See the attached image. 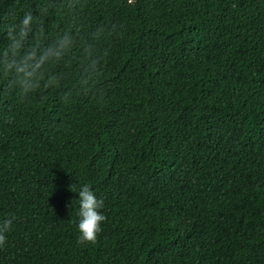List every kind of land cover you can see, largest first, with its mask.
<instances>
[{"label":"trees","instance_id":"16d2710c","mask_svg":"<svg viewBox=\"0 0 264 264\" xmlns=\"http://www.w3.org/2000/svg\"><path fill=\"white\" fill-rule=\"evenodd\" d=\"M0 264H264V0H0ZM88 184L105 219L77 242Z\"/></svg>","mask_w":264,"mask_h":264},{"label":"clouds","instance_id":"9594fccd","mask_svg":"<svg viewBox=\"0 0 264 264\" xmlns=\"http://www.w3.org/2000/svg\"><path fill=\"white\" fill-rule=\"evenodd\" d=\"M37 18L30 12L12 25L7 33L9 44L7 49L0 54V71H7L14 75V86L22 95H27L42 82L51 85L52 78L45 79L42 75L43 66L53 58H59L67 45V41L61 39L59 46L46 48L37 54L33 50H26V44L33 32ZM77 193L79 203L77 222V242L85 244L93 242L97 233L101 230V223L105 217L100 209L103 201L98 199L88 184H82L78 189L70 190ZM11 226V220L0 222V246L6 242L5 233Z\"/></svg>","mask_w":264,"mask_h":264}]
</instances>
